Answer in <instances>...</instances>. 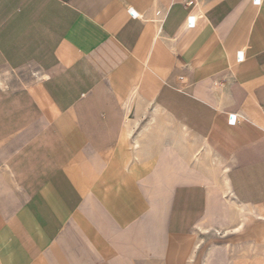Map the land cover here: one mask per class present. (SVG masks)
Returning <instances> with one entry per match:
<instances>
[{"label":"crops","instance_id":"crops-1","mask_svg":"<svg viewBox=\"0 0 264 264\" xmlns=\"http://www.w3.org/2000/svg\"><path fill=\"white\" fill-rule=\"evenodd\" d=\"M0 264H264V0H0Z\"/></svg>","mask_w":264,"mask_h":264},{"label":"bare ground","instance_id":"bare-ground-1","mask_svg":"<svg viewBox=\"0 0 264 264\" xmlns=\"http://www.w3.org/2000/svg\"><path fill=\"white\" fill-rule=\"evenodd\" d=\"M134 92V91H133ZM132 94V93H131ZM133 95H134V93H133ZM132 98V97H131ZM132 100V99H131ZM128 101V100H127ZM131 102V101H130ZM130 104V103H129ZM128 109H129V107H128ZM224 169V168H223ZM226 170V169H225ZM225 170H223V171H221V174H222V177H223V181H222V183H223V189L222 188H219V186H218V183H219V179L217 178V177H215V179H214V181L212 182V185L210 186V188H211V192H213V191H218V190H220V191H224L225 193H227V199H228V201H227V203H226V205H228L229 203H232V198H231V196H230V194H228V191H229V185H228V180H227V178H226V172H225ZM230 208V207H229ZM239 230V229H238Z\"/></svg>","mask_w":264,"mask_h":264},{"label":"rangeland","instance_id":"rangeland-1","mask_svg":"<svg viewBox=\"0 0 264 264\" xmlns=\"http://www.w3.org/2000/svg\"><path fill=\"white\" fill-rule=\"evenodd\" d=\"M219 179H221V180H222V177H221V175L219 176Z\"/></svg>","mask_w":264,"mask_h":264}]
</instances>
